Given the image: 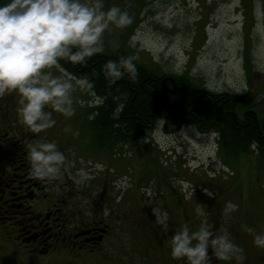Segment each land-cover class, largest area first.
Segmentation results:
<instances>
[{
	"label": "rangeland",
	"instance_id": "1",
	"mask_svg": "<svg viewBox=\"0 0 264 264\" xmlns=\"http://www.w3.org/2000/svg\"><path fill=\"white\" fill-rule=\"evenodd\" d=\"M113 5L133 15V23L104 33L107 51L116 52L125 42L153 71L190 77L217 94L247 93L243 108L238 107L241 116L249 109L264 118V0H104L105 9ZM45 71L63 74L76 85L74 115L66 117L46 107L56 123L34 135L36 142L54 141L65 156L58 175L47 179L46 192L60 200L72 187L78 193L72 202L75 209L69 208L84 212L85 220L93 215L91 200L101 201L93 216L110 222L108 236L115 240L108 250L85 255L77 264H172L176 259L168 241L185 224L191 231L203 224L214 234L227 232L243 249L242 264H264V247L253 243L254 235L264 232V156L252 151L228 155L219 149L217 134L164 122L144 143L98 147L86 131L84 112L98 98L59 65ZM12 93L18 102V94ZM15 120L11 135L32 132ZM106 181L103 195L98 187ZM146 222L149 227L157 224L155 236ZM0 227L10 240L11 227ZM16 253L25 258L23 264L59 260L51 248L50 255L32 263L23 251L2 244L0 264H12Z\"/></svg>",
	"mask_w": 264,
	"mask_h": 264
},
{
	"label": "clouds",
	"instance_id": "2",
	"mask_svg": "<svg viewBox=\"0 0 264 264\" xmlns=\"http://www.w3.org/2000/svg\"><path fill=\"white\" fill-rule=\"evenodd\" d=\"M132 23L127 10L117 5L105 9L104 0L0 2V96L18 94V119L32 132L53 127L56 121L46 107L66 117L74 115L72 92L76 85L63 74L53 75L45 69L57 66L60 60L86 62L103 50L102 37L110 27L125 29ZM135 59L132 55L109 59L101 71L110 83L125 75L135 82ZM26 155L29 173L36 179L55 178L65 161L54 141L29 142ZM244 227L253 233V229ZM253 243L264 247V232L255 234ZM168 244L171 257L184 259L186 264H210V249L219 260L235 258L240 264L244 260L243 249L227 232L214 234L203 224L196 231L182 225Z\"/></svg>",
	"mask_w": 264,
	"mask_h": 264
},
{
	"label": "trees",
	"instance_id": "3",
	"mask_svg": "<svg viewBox=\"0 0 264 264\" xmlns=\"http://www.w3.org/2000/svg\"><path fill=\"white\" fill-rule=\"evenodd\" d=\"M120 48L109 52L103 46L101 52L84 63H58L68 74L84 81L98 98L90 108L84 107L85 125L89 127L86 131L98 147L144 143L154 128L164 122L174 128L191 124L201 132L217 134L219 149L228 155L252 151L264 156V118L249 109L241 116L238 110L239 106L243 108L241 103L247 93L217 94L190 77L163 75L140 63L127 43ZM129 55L136 57V81L125 75L110 83L101 71L104 63Z\"/></svg>",
	"mask_w": 264,
	"mask_h": 264
},
{
	"label": "flooded vegetation",
	"instance_id": "4",
	"mask_svg": "<svg viewBox=\"0 0 264 264\" xmlns=\"http://www.w3.org/2000/svg\"><path fill=\"white\" fill-rule=\"evenodd\" d=\"M6 94V98L0 101V226L11 227V230L7 232L10 240L0 230V246H15L16 250L23 251L31 262L40 259L39 256L50 255L52 248L56 257L64 260L62 264H77L85 255H93L101 248L104 249L103 252L108 250L109 242L115 241L108 236L110 222L104 223L99 215L93 216L97 213L96 207L101 201L91 200L93 215L85 220L84 212L79 209L74 212L69 208L74 207L72 202L78 193L73 192L72 187H67L68 191L60 200H53L50 193L46 192L47 180H39L30 175L26 144L35 141L36 136L34 132L27 135L28 131L26 133L20 130L18 138L11 135L15 132L13 125L18 118V102L12 92ZM107 182L98 187L103 195L107 193ZM109 190L112 195L115 193L111 186ZM27 213L31 216L25 215ZM146 225L148 231L155 236L154 230H157L158 226L149 227L147 222ZM87 234L90 236L86 237ZM141 239H144L142 233ZM209 252L210 264H238L235 259L219 260L211 255V249ZM21 260L24 261L25 258L16 253L12 257V264H23ZM245 261L244 258L243 262ZM172 264H186V260L176 259Z\"/></svg>",
	"mask_w": 264,
	"mask_h": 264
}]
</instances>
